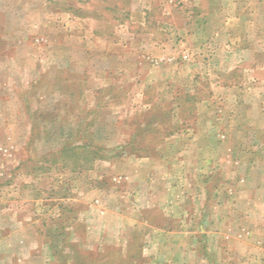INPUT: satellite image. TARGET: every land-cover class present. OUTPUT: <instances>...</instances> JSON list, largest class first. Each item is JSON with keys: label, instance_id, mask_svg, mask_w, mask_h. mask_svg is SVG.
I'll return each instance as SVG.
<instances>
[{"label": "rangeland", "instance_id": "1", "mask_svg": "<svg viewBox=\"0 0 264 264\" xmlns=\"http://www.w3.org/2000/svg\"><path fill=\"white\" fill-rule=\"evenodd\" d=\"M0 264H264V0H0Z\"/></svg>", "mask_w": 264, "mask_h": 264}, {"label": "crops", "instance_id": "2", "mask_svg": "<svg viewBox=\"0 0 264 264\" xmlns=\"http://www.w3.org/2000/svg\"><path fill=\"white\" fill-rule=\"evenodd\" d=\"M138 14H140V12L138 13ZM146 14H147V12H144V14L143 15H140V17L141 18H143V19H146ZM208 24H203L199 29H197V30H192V31H190V32H192L193 33V35L194 34H196L197 36H198V39H201V41H199L198 39H197V41H199V42H201V43H203V39H206L209 35H208ZM128 33V32H127ZM187 33V32H186ZM129 34H132V33H129ZM136 34V33H135ZM138 35L139 36H143V35H147L148 36V34H145V32H141V33H138ZM192 35V34H191ZM130 36V35H129ZM147 36H144L143 38H145V40H142L141 41V44L139 43L137 46V48L133 45V43H131V44H127V46H130L129 48H131V46H133L132 48H136L137 50H143L144 49V47L143 46H150V44H152L151 42H152V40L150 39V38H148ZM147 37V38H146ZM143 38H141V39H143ZM148 39H149V41H151V42H148ZM127 46H125V47H127ZM121 47H123L124 48V45H122ZM244 49V48H243ZM238 50H241V49H237V52H238ZM245 50H246V48H245ZM70 59H72V57H71V55H67V54H62V61H59L58 63H56L54 60H52V61H49V63H48V65H47V67H46V69H48L49 70V73L48 74H46L47 76H48V78H49V76L51 75V73H53V72H55V71H59L62 67H65V66H67L68 64H69V67H70V69H73V70H76V68H77V66H73V64H72V62H70L69 60ZM165 61H163V59H159V60H157V65H162V63H164ZM175 75H177L176 74V72H175ZM148 78H150V75L148 76ZM158 79H155L154 80V82L153 83H155L156 81H157ZM144 96H146V95H144ZM171 96H173V95H171Z\"/></svg>", "mask_w": 264, "mask_h": 264}]
</instances>
